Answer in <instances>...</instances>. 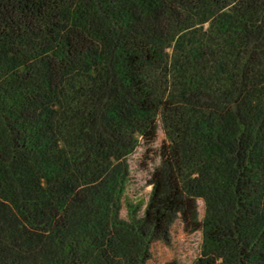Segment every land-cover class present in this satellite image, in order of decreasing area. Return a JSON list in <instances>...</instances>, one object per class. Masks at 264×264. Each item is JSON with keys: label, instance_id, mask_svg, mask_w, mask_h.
<instances>
[{"label": "trees", "instance_id": "16d2710c", "mask_svg": "<svg viewBox=\"0 0 264 264\" xmlns=\"http://www.w3.org/2000/svg\"><path fill=\"white\" fill-rule=\"evenodd\" d=\"M177 220L264 264V0H0V264H144Z\"/></svg>", "mask_w": 264, "mask_h": 264}, {"label": "rangeland", "instance_id": "374dc122", "mask_svg": "<svg viewBox=\"0 0 264 264\" xmlns=\"http://www.w3.org/2000/svg\"><path fill=\"white\" fill-rule=\"evenodd\" d=\"M164 139L162 131L158 133V145ZM138 177H143V173L139 172ZM141 184V182L139 183ZM141 185L136 188L141 194L147 196L150 191V187L139 189ZM128 193H131V189L128 188ZM147 200V197L145 198ZM198 210L200 218L204 213V203L202 200L198 201ZM127 207L121 211V215L126 214ZM112 239L115 243L119 256L122 259L128 260L138 254L135 238L118 229H114L112 232ZM202 235L198 230H192L191 227H186L181 221H176L171 229L170 240L163 242L162 240H155L151 243L147 252V257L144 264H170L176 262L178 264H192L196 261L197 257L202 252Z\"/></svg>", "mask_w": 264, "mask_h": 264}]
</instances>
